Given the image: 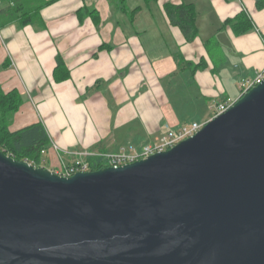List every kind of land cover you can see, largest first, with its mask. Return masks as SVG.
<instances>
[{"label": "water", "instance_id": "water-1", "mask_svg": "<svg viewBox=\"0 0 264 264\" xmlns=\"http://www.w3.org/2000/svg\"><path fill=\"white\" fill-rule=\"evenodd\" d=\"M0 264H264V78L118 168L65 177L0 152Z\"/></svg>", "mask_w": 264, "mask_h": 264}, {"label": "crops", "instance_id": "crops-1", "mask_svg": "<svg viewBox=\"0 0 264 264\" xmlns=\"http://www.w3.org/2000/svg\"><path fill=\"white\" fill-rule=\"evenodd\" d=\"M166 3L193 5V42L169 24ZM257 4L125 0L128 12L139 9L129 17L119 0H56L40 9L41 25L21 26L6 22L8 5L0 0V87L22 98L9 129L40 122L51 141V166L62 151L69 160H81L84 154L117 152L124 140L149 144L168 129L190 124L196 107L236 101L237 82L264 70V7ZM239 13L252 28L235 35L225 21ZM57 57L69 71L62 82L53 79ZM215 107H208L203 124Z\"/></svg>", "mask_w": 264, "mask_h": 264}, {"label": "trees", "instance_id": "trees-1", "mask_svg": "<svg viewBox=\"0 0 264 264\" xmlns=\"http://www.w3.org/2000/svg\"><path fill=\"white\" fill-rule=\"evenodd\" d=\"M3 1L8 5V8L4 12L6 22H18L21 26H37L41 25V19L39 17L40 9L56 0H52L51 2H45L44 0ZM119 4L121 12L129 17L134 16L139 10L136 8L128 12L125 8V0H119ZM257 7H264V0H258ZM163 11L169 24L180 30L186 42L190 43L195 40L198 32L195 26V11L193 5L166 3L163 5ZM226 24L232 27L235 35L244 34L252 28L250 20H247L243 13H239L234 19L226 20ZM209 41L206 42V46ZM186 65L190 66L191 64L188 63ZM53 79L55 82H62L69 79V71L61 57L56 58ZM21 105L22 98L18 91L12 90L5 93L0 87V152L15 160L26 161L35 168H45L43 167L44 161L49 165L46 153L52 145L44 126L38 122L17 131H11L9 129L11 118L19 110ZM83 161L88 165V171H98L107 167L100 156H88ZM59 169L62 170L63 166H59Z\"/></svg>", "mask_w": 264, "mask_h": 264}, {"label": "built area", "instance_id": "built-area-1", "mask_svg": "<svg viewBox=\"0 0 264 264\" xmlns=\"http://www.w3.org/2000/svg\"><path fill=\"white\" fill-rule=\"evenodd\" d=\"M264 40V36H263ZM264 78V70L261 71L253 79H242L238 82V89L240 95L238 98L249 92L252 88L256 87L262 82ZM235 101L232 99H225L216 105L213 117L224 113L228 110ZM204 125V124H203ZM201 124L191 123L190 125L181 126L177 129H168L165 133L155 139L153 142L143 145L137 148L133 145L120 148L117 152L103 153L96 156H100L107 167L118 168L127 164L134 163L136 161L144 160L149 156L169 150L173 148L179 142L186 140L194 136L201 128ZM93 156L84 154L83 157ZM82 160V161H81ZM77 160L74 164L63 166L61 176L70 177L77 172H88V165L81 159Z\"/></svg>", "mask_w": 264, "mask_h": 264}, {"label": "rangeland", "instance_id": "rangeland-1", "mask_svg": "<svg viewBox=\"0 0 264 264\" xmlns=\"http://www.w3.org/2000/svg\"><path fill=\"white\" fill-rule=\"evenodd\" d=\"M247 76H248V78H246V79H253L254 78L253 77V74H248ZM233 101H235V100H233ZM216 102H218V101H213V103L212 102L206 103L205 110H203V109L201 110L200 107H196L195 110H193L192 112H190L187 123H190L191 124V121L196 122L197 124L202 123L204 121L205 116L211 113L208 110V107L209 106H212V109H214ZM192 107L194 108V105ZM190 124H187V125H190ZM201 125H203V123ZM121 143H122V145L119 148L127 147L128 146V142L126 140H124ZM141 145H142V143H139V145H136V146L134 145V146L137 147V148L138 147L140 148ZM113 151H115V150H111V149L110 150H104L105 153H112ZM69 153L72 154V152H69ZM59 154L60 155L57 156L58 158L55 161H52L51 166H49L45 161L43 163V165H44L43 167H45V169H47V170H49V171H51V172H53V173H55L57 175H61V171L59 169V166L71 165V164H73V162H76L77 161V160H72L73 157H72V159L69 160V158L66 156L67 155L66 152H63L62 151V152H59Z\"/></svg>", "mask_w": 264, "mask_h": 264}]
</instances>
